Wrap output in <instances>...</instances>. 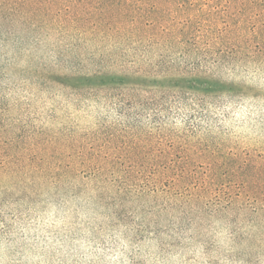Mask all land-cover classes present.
<instances>
[{"label":"rangeland","instance_id":"rangeland-1","mask_svg":"<svg viewBox=\"0 0 264 264\" xmlns=\"http://www.w3.org/2000/svg\"><path fill=\"white\" fill-rule=\"evenodd\" d=\"M137 71L237 88L60 80ZM160 138L228 211L183 217ZM0 264H264V0H0Z\"/></svg>","mask_w":264,"mask_h":264},{"label":"trees","instance_id":"trees-1","mask_svg":"<svg viewBox=\"0 0 264 264\" xmlns=\"http://www.w3.org/2000/svg\"><path fill=\"white\" fill-rule=\"evenodd\" d=\"M105 5H107L106 1H104ZM111 5V4H110ZM109 5V6H110ZM112 8V7H111ZM104 30L114 31L118 34L122 33V35L126 34H140L142 31H149L148 27L143 28L142 26H123V27H101ZM162 63V62H160ZM161 65V64H159ZM73 80L79 84H96V85H111L116 87H137V88H147L150 87L152 90H167L173 92H179L183 94H208V93H221L222 91H230L232 88H237L236 85L228 84L221 82L216 79H212L210 77H205L199 73H184L178 72L175 74H162V75H152L141 73L137 71L136 73H95L87 75L85 77H77L72 78L69 76H61L60 80ZM72 81V82H73ZM63 82V83H64ZM75 83V84H76ZM123 104H120V106ZM149 107L148 105H143L141 108L140 113H143ZM123 110V108H121ZM125 116L128 120H137L140 118V115L131 116L132 113H121ZM158 149L156 153L155 160L157 167L154 169V175L158 178L157 184L161 185V189L163 191H169L171 187L182 185L183 191H185L183 196H180L184 203H182L179 207L181 209V213L183 217H187L189 215H194L195 217H199L201 214L205 212L207 214H222L225 213L230 209L232 206L231 204H219V203H196V201H188L186 196H190L189 193L191 186L193 185V177L194 172L188 170L185 167L180 166L179 164L182 162L184 163L187 155L184 153L186 150L185 146H182L184 151L179 152L174 147L173 142H166L164 138H160L157 141ZM136 147V145H133ZM142 153H137L141 155ZM180 162V163H179ZM175 175V181H170V176ZM171 182V183H169ZM173 182V183H172ZM205 189V186L200 185ZM168 188V189H167ZM185 196V197H184ZM174 207L177 208L176 204H171L168 208L173 209ZM197 217V218H198ZM190 222V221H189Z\"/></svg>","mask_w":264,"mask_h":264}]
</instances>
